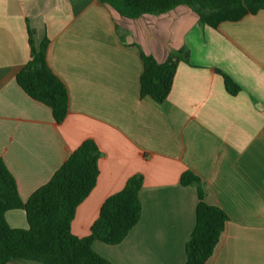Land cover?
Masks as SVG:
<instances>
[{"label":"crops","instance_id":"1","mask_svg":"<svg viewBox=\"0 0 264 264\" xmlns=\"http://www.w3.org/2000/svg\"><path fill=\"white\" fill-rule=\"evenodd\" d=\"M35 47L65 85L68 114L51 109L16 81ZM180 61L163 103L141 97V55ZM224 75L240 88L231 96ZM86 140L100 153L99 178L77 208L71 231L89 235L104 201L142 175L139 223L119 245L95 241L111 264H184L196 224L198 191L228 221L206 264H264V10L217 29L185 6L161 15L121 16L99 0H0V160L21 200L47 184ZM28 228L21 209L5 213ZM8 264H28L10 262Z\"/></svg>","mask_w":264,"mask_h":264},{"label":"trees","instance_id":"2","mask_svg":"<svg viewBox=\"0 0 264 264\" xmlns=\"http://www.w3.org/2000/svg\"><path fill=\"white\" fill-rule=\"evenodd\" d=\"M121 16L135 19L143 15H161L179 6L193 11L203 25L217 29L222 23L237 22L264 10V0H99ZM30 60L16 76L21 89L31 99L49 107L60 125L69 110L65 85L50 69L46 54L49 41L40 48L33 42L30 30ZM188 54L171 53L164 63L142 54L144 71L140 79L141 97L163 103L173 87L177 67ZM224 86L231 96L239 86L224 75ZM101 153L93 140L84 141L55 172L50 181L24 202L14 177L0 160V264H111L92 248L95 241L115 246L122 243L139 223L142 204L139 192L143 176L129 178L124 188L107 198L89 235L77 237L71 231L77 208L89 197L99 178ZM181 185L196 186L198 203L196 224L186 244L184 264H206L213 256L225 230L228 216L218 207L205 202L200 179L191 172L181 176ZM21 209L28 228H11L5 213Z\"/></svg>","mask_w":264,"mask_h":264}]
</instances>
